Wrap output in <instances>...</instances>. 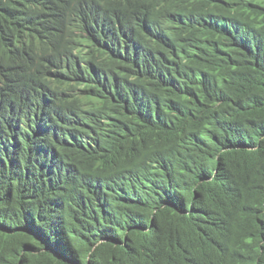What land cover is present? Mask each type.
<instances>
[{
	"label": "trees",
	"instance_id": "1",
	"mask_svg": "<svg viewBox=\"0 0 264 264\" xmlns=\"http://www.w3.org/2000/svg\"><path fill=\"white\" fill-rule=\"evenodd\" d=\"M70 2L0 0V84L22 123L0 144L23 202L0 175V264H264V0H90L88 33L106 19L130 50L90 42L93 71L61 101L38 88L75 46L36 36H56L41 13L71 18ZM123 59L138 82L118 83ZM48 149L68 179L47 171Z\"/></svg>",
	"mask_w": 264,
	"mask_h": 264
},
{
	"label": "clouds",
	"instance_id": "2",
	"mask_svg": "<svg viewBox=\"0 0 264 264\" xmlns=\"http://www.w3.org/2000/svg\"><path fill=\"white\" fill-rule=\"evenodd\" d=\"M72 1L73 2L70 3H74L75 5L77 3L78 4L76 6V10H74L72 12L73 14L70 15L71 18H69L68 14L61 13L55 10H48V13H41L42 16L46 18L48 23L56 28V36L45 38L43 41L41 40L40 36H36L38 40L44 44H48L49 42L54 41V39H60L64 37L65 42L71 43L75 46V48L73 49V55L70 65L68 66L64 74L58 80L45 82L40 88H38V90L44 91L45 94H47V92H49V94H53L61 101H63L64 98L78 94L82 85L87 82L86 76L81 74V71H93V67L95 64L92 62L90 56V42L95 39H101L106 44H109L110 40L114 39V42L112 44H109L108 47L111 53H120V51L123 50H130L128 48L130 43L124 44L125 41L123 40L122 34L116 33L117 30H115L111 23L106 19H102V24L99 28L93 30L91 33H88L87 24L84 21L83 15L87 14L91 10V7H87V4H89L90 0ZM133 4L134 9L131 10V14L136 17L137 21H139L138 19H142L143 23L144 17L150 16L151 13L145 12L134 2ZM107 6L112 11H114V8H116V3L111 2L110 4L108 3ZM112 29L113 31L111 32ZM46 55L47 51H45L41 56L42 64L40 65L39 69H42ZM98 58L102 60L103 56H99ZM117 76L119 77L118 83H122L127 80L131 82L137 80L138 82L139 77L137 75V62L123 59ZM16 80V84L18 86H22L23 88H25L28 83L34 81L32 80L30 74L27 72L19 74ZM13 94L15 93L5 92L0 84V131L9 139L16 140L15 135L21 130L22 123L14 116L13 113L10 114V106L7 102V99ZM2 105H8L9 111H2ZM60 106L57 109H54V111H52L50 114H59ZM38 112L39 114H46V112L42 110H39ZM39 119L42 126L47 125V123L44 121V118L41 117ZM73 120H76L75 122H77V124H84L93 127L102 124L106 120V118H99L91 114H80ZM59 159L60 158L54 149H48L44 158V166L46 167L47 171L59 174L57 170L61 172L60 164L62 163L61 159ZM21 168V163L16 159V151L11 147L3 146L0 144V175L8 185L17 189V196L20 199V202H22L21 194L19 189L13 184V180L19 176ZM50 169H54V172L50 171ZM62 172L64 175H59L68 179V168L66 167ZM60 187L64 188L63 186ZM43 212L48 213L50 211L43 210Z\"/></svg>",
	"mask_w": 264,
	"mask_h": 264
},
{
	"label": "water",
	"instance_id": "3",
	"mask_svg": "<svg viewBox=\"0 0 264 264\" xmlns=\"http://www.w3.org/2000/svg\"><path fill=\"white\" fill-rule=\"evenodd\" d=\"M54 84V83H53ZM55 85V84H54Z\"/></svg>",
	"mask_w": 264,
	"mask_h": 264
}]
</instances>
